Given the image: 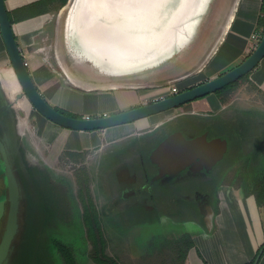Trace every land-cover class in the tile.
I'll return each instance as SVG.
<instances>
[{
  "label": "rangeland",
  "instance_id": "374dc122",
  "mask_svg": "<svg viewBox=\"0 0 264 264\" xmlns=\"http://www.w3.org/2000/svg\"><path fill=\"white\" fill-rule=\"evenodd\" d=\"M227 3L228 0L214 2L212 20L208 24L210 31L226 12ZM49 34L55 41L54 28ZM60 34L58 47L63 56L60 61L65 63L67 73L82 79L98 75L148 89L168 87L176 73L190 64L188 52L176 62L169 60L142 76L116 79L90 62L78 64L72 61L62 29ZM58 47L55 44L49 47L53 68L61 73L62 84L75 87L59 66ZM0 56L3 60H0V111L5 107L10 112L5 127L0 124V135L6 147L7 166L13 172L20 192L19 227L4 264H35L34 249L41 244L46 248V243L47 253L44 254L52 257V264H66L60 244L71 249L77 264H102L91 254L96 249V228L101 234L103 251L115 261L113 264H181L187 258L190 239L186 235L170 237L163 234L158 227L159 221L155 223L162 214H159L161 207L157 201L156 206L153 205L155 198L170 195L181 185H187L191 190L203 187L204 183L214 185L212 177L222 171L221 182L241 184L247 192L264 196V86L250 78L223 94L224 99L217 96L219 100L214 102L186 103L138 121L135 134L114 135L110 142L92 136L88 147L72 151L64 144L65 138L61 136L64 134L56 133L54 126L30 102L20 82L15 81L9 70L13 66L1 32ZM194 85L188 82L182 86L185 89ZM204 124L206 127L213 124L229 138L235 136L230 147L233 146L231 160L224 161L223 158L209 170L186 168L155 178L154 167L148 158L153 139L173 126L194 136L203 132L197 126ZM209 134L219 136L214 131ZM258 148L263 152L254 166L252 152ZM0 169H3L1 161ZM5 180L0 177V187H5ZM212 195L209 198L208 194L195 192L194 197L184 202L182 198L176 199L178 204L172 210H184L193 201L210 200L216 205V195ZM32 203L36 205L34 212L30 209ZM42 215L47 220L52 218L48 222L50 225L40 219ZM29 216L34 220L31 221Z\"/></svg>",
  "mask_w": 264,
  "mask_h": 264
},
{
  "label": "crops",
  "instance_id": "0c3cea01",
  "mask_svg": "<svg viewBox=\"0 0 264 264\" xmlns=\"http://www.w3.org/2000/svg\"><path fill=\"white\" fill-rule=\"evenodd\" d=\"M70 1L67 0V3L63 4V0H6V6L13 21L19 48L28 61V68L39 90L52 104L83 116L116 113L171 95L172 86H177L181 91L185 83L196 85L215 78L240 64L251 54L264 33L263 25L259 23L264 0H228L226 12L214 30L210 31L208 24L212 20L213 4L216 2L212 0L206 19L201 22L196 37L184 53L186 55L189 52V67L176 73L168 87L157 86L148 89L143 85H126L121 80L112 81L98 75L82 79L67 73L65 64L63 67L60 63L63 59L58 47L60 32L61 29L64 31L68 17L67 9L63 8L69 5ZM53 28L55 41H52L54 36L49 34ZM52 44L58 47L56 58L59 66L75 87L62 84L61 73L54 70L49 52ZM0 60L3 62L1 56ZM9 70L19 84L13 68ZM249 78L264 86V58L249 73ZM58 94L63 99L72 97L77 107L59 101ZM217 99L216 93H211L192 101V104L204 103L202 100L214 102ZM44 119L54 126L59 136L64 134L61 135L65 138L64 144L72 151L88 147L92 136L103 142H110L114 135L125 137L135 134L138 121H142L139 119L106 129L75 130L67 129L46 117ZM215 195L216 205L210 206L207 211L202 209L205 226L192 218L175 220L163 212H159L162 213L159 215L160 220L156 218L155 223L159 221L158 227L165 236L186 235L190 239L187 258L181 264H251L264 242V199L259 202L256 192H247L243 185L225 180L220 182ZM259 195L264 197L263 194ZM258 264H264V255Z\"/></svg>",
  "mask_w": 264,
  "mask_h": 264
},
{
  "label": "bare ground",
  "instance_id": "6f19581e",
  "mask_svg": "<svg viewBox=\"0 0 264 264\" xmlns=\"http://www.w3.org/2000/svg\"><path fill=\"white\" fill-rule=\"evenodd\" d=\"M211 3L212 0H71L63 8L68 11L64 28L68 57L78 64L90 62L101 72L120 78L143 75L184 55ZM60 63L64 67L65 63ZM69 98L63 99L60 94L57 97L75 106L76 102Z\"/></svg>",
  "mask_w": 264,
  "mask_h": 264
},
{
  "label": "water",
  "instance_id": "95a60500",
  "mask_svg": "<svg viewBox=\"0 0 264 264\" xmlns=\"http://www.w3.org/2000/svg\"><path fill=\"white\" fill-rule=\"evenodd\" d=\"M0 31L16 77L30 102L46 118L63 127L75 130L106 129L180 107L215 93L218 89L249 74L264 58L263 33L251 54L240 64L215 78L182 89L178 93L116 113L75 117L56 109L54 104L48 101L37 87L26 64L25 57L19 48L6 0H0ZM208 134L209 132L205 131L197 136H188L181 129H176L168 134L150 154L151 161L159 167V172L155 175V178L180 172L187 167L193 170L213 168L216 163L224 158L228 150V138L218 136L209 139ZM0 161L3 163V169H0V177L6 179L5 187L0 194V264H4L8 259L12 242L19 227L20 192L17 180L7 166L6 147L1 135ZM262 251L263 249L260 250L253 264L259 263Z\"/></svg>",
  "mask_w": 264,
  "mask_h": 264
},
{
  "label": "trees",
  "instance_id": "16d2710c",
  "mask_svg": "<svg viewBox=\"0 0 264 264\" xmlns=\"http://www.w3.org/2000/svg\"><path fill=\"white\" fill-rule=\"evenodd\" d=\"M66 3H67V0H63V4H66ZM11 21H12V18H11ZM12 23H13V21H12ZM259 23L262 24L263 28H264V3L262 5V15L260 16ZM248 78H249V74H246V75L242 76L240 79H238V80H236V81L224 86L223 88L218 89L215 93H216L217 96H219V98L224 99L223 94H227L228 91L231 88L236 86L242 80L248 79ZM201 98H203V97H201ZM54 106L56 107V109L66 113L68 115L75 116V117H83V115H81V114L74 113L72 111L63 109V108H61V107H59L57 105H54ZM243 112L248 113V114H254L253 111H243ZM9 114H10V112L8 111V109H6L5 107L1 108V111H0V118L1 119L2 118L4 120L8 119ZM191 124H192V122H191ZM206 126H207V124H204L202 126H197V128L200 129L203 132L206 131L207 129H210L211 132L214 131V132H216V134H219V136H224V137L228 138V150H227V152H226V154L224 156V161L225 160H229L230 159L229 157H230L231 151L233 149V146H232V149L230 147H231V143H234V139H236L235 136H233L232 138H229L227 134H225L223 132L221 133L218 130H216V128L214 127L213 124L210 125V127H206ZM175 128L176 127L173 126L170 129H167L166 131H164L162 134H159L156 138H154L153 142H152V145H150V147H149V154H150V151L153 148H155V146L161 140H163L169 133L174 131ZM233 130H235V131H237V133H239L237 129H233ZM262 152H263V149L262 150H254L252 152V158L251 159L255 161L254 166L257 163L256 161L259 160V157L262 154ZM148 158H149V155H148ZM149 161H151L150 158H149ZM251 165H253V164H251ZM222 176H223V171L220 174H218L217 176L212 177V182H214L216 184L211 185V184L204 183L203 187H201V188L197 187V188H195L196 190H191V188H188L189 186H187V185L178 186L177 189H175L170 195L161 196L157 200L155 198L153 205L156 206V201H157L158 206L160 205V207H161V212H163L164 214H167L169 216H172L175 220H182L183 218L184 219L192 218L194 220H197L200 224H203L205 226V224H204V215H203L202 209L207 211L208 208H210V206L214 205L213 203H211L210 200L206 201V202H202V201L190 202L189 203L190 207L185 208L184 210L182 209L181 211L172 210V207L175 206L176 204H178L177 201H175L176 199L182 198V201L184 202L185 200H189L190 198L194 197L195 196V192H200V193H203L205 195L208 194L209 198H210V196H213L212 194H216V189H217V186L219 185V183L222 180ZM2 190H3V185L0 187V194L2 193ZM186 195L189 196V197H185ZM256 197H257L259 202L262 200V198H264V197H261L259 194ZM35 207H36V205L32 203L31 204V208H30L32 212H34ZM40 207H41L40 210L43 213V208H42V206H40ZM30 209H29V212H30ZM104 212H105V210H104ZM29 219L31 221H33L34 217L32 216V219H31V216H29ZM40 219L42 221L45 219L46 222H47V225H50V223H48V222L52 218L50 217L47 220V218H44V216L42 215ZM94 235H96L95 239H94L95 240L96 249L93 250V252L91 253L93 258L96 259V261H98L99 263H102V264H106V263L107 264H113L115 261H113L110 257H108L106 255V253L103 251V242H102L101 234H100L98 228L95 229ZM57 243L58 242L56 241V244ZM47 247H48V243H46V248ZM60 247H61V251H62L61 253H62L63 257H64V260H65L66 264H77L76 258L74 256L73 252L71 251V249L69 247H67L66 245H64V244H60ZM46 248H45V244H43V245L41 244V247L34 249L33 255L35 256V258H34V263L35 264H52L53 263L52 259H50L52 257L50 256V258H49V257H47V254H44V253H47V251H46L47 249ZM261 249H263L262 254H261V257H262L264 255V242L260 245L256 256L251 261V264H253V262L255 261V259L258 256V254L260 253ZM43 259H46L47 261L44 262ZM49 259L51 260L50 262H49ZM55 262H56V260H54V263Z\"/></svg>",
  "mask_w": 264,
  "mask_h": 264
},
{
  "label": "flooded vegetation",
  "instance_id": "af4514ba",
  "mask_svg": "<svg viewBox=\"0 0 264 264\" xmlns=\"http://www.w3.org/2000/svg\"><path fill=\"white\" fill-rule=\"evenodd\" d=\"M3 120H4L3 118H2V120H1V118H0V124H1L2 127H5V123H6L7 121H6V120L3 121ZM5 121H6V122H5ZM176 129H178V127L175 128V130H176ZM175 130H174V131H175ZM182 131H183L184 133H186V135L191 136L190 134H188V133L185 132L184 130H182ZM207 131L210 133L209 130H207ZM172 132H173V131H172ZM202 133H203V132H202ZM202 133H197V134L194 135V136L200 135V134H202ZM169 134H170V133H169ZM208 138L211 139V138H213V137H212L210 134H208ZM156 146H157V145H156ZM156 146H155V147H156ZM153 149H154V148H153ZM153 149H152V150H153ZM258 149H259V148H258ZM258 149H257V150H258ZM152 150L150 151V154H151ZM259 150H260V149H259ZM149 158H150V155H149ZM150 164H151L152 167H154V171H153L154 173H153V174L156 175V174L159 172V167H158V165L152 163L151 161H150ZM187 168H189V167H187ZM185 169H186V168H185ZM202 169H206V168H202ZM192 170H193V169H192Z\"/></svg>",
  "mask_w": 264,
  "mask_h": 264
},
{
  "label": "built area",
  "instance_id": "2783aa9c",
  "mask_svg": "<svg viewBox=\"0 0 264 264\" xmlns=\"http://www.w3.org/2000/svg\"><path fill=\"white\" fill-rule=\"evenodd\" d=\"M26 64L28 65V61H26ZM179 91H180V89L177 86H172V90H171L172 94L178 93Z\"/></svg>",
  "mask_w": 264,
  "mask_h": 264
}]
</instances>
